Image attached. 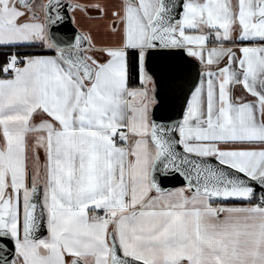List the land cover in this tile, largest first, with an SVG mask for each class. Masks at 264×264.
I'll return each instance as SVG.
<instances>
[{"label":"snow or ice","instance_id":"6c2138e0","mask_svg":"<svg viewBox=\"0 0 264 264\" xmlns=\"http://www.w3.org/2000/svg\"><path fill=\"white\" fill-rule=\"evenodd\" d=\"M0 264H264V0H0Z\"/></svg>","mask_w":264,"mask_h":264},{"label":"crops","instance_id":"0c3cea01","mask_svg":"<svg viewBox=\"0 0 264 264\" xmlns=\"http://www.w3.org/2000/svg\"><path fill=\"white\" fill-rule=\"evenodd\" d=\"M109 2H115V0H109ZM83 24H85L86 27H90L93 30V34L97 36L98 40L104 38V31H103V25L106 22H98L92 23V22H87V21H82ZM97 28H99V31H97Z\"/></svg>","mask_w":264,"mask_h":264},{"label":"water","instance_id":"95a60500","mask_svg":"<svg viewBox=\"0 0 264 264\" xmlns=\"http://www.w3.org/2000/svg\"><path fill=\"white\" fill-rule=\"evenodd\" d=\"M180 186H181V184L179 182H176V183H174L172 185H168V187H180ZM44 235H46V231L44 232Z\"/></svg>","mask_w":264,"mask_h":264}]
</instances>
